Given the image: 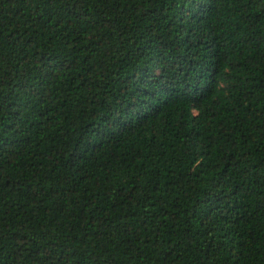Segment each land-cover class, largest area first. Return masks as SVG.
I'll return each mask as SVG.
<instances>
[{"label": "trees", "instance_id": "obj_1", "mask_svg": "<svg viewBox=\"0 0 264 264\" xmlns=\"http://www.w3.org/2000/svg\"><path fill=\"white\" fill-rule=\"evenodd\" d=\"M0 264H264V0H0Z\"/></svg>", "mask_w": 264, "mask_h": 264}]
</instances>
